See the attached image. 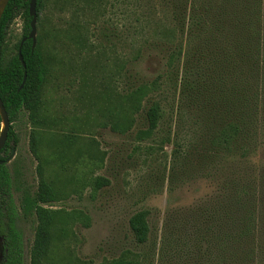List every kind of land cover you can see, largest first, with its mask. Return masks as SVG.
<instances>
[{
  "label": "rangeland",
  "instance_id": "1",
  "mask_svg": "<svg viewBox=\"0 0 264 264\" xmlns=\"http://www.w3.org/2000/svg\"><path fill=\"white\" fill-rule=\"evenodd\" d=\"M245 1L260 6L264 25V0ZM48 6L37 26L48 67L41 116L54 122L49 130H39L40 160L31 152L28 113L23 111L12 124L19 143L7 166L17 206L26 190H37L39 167L42 178L55 184L56 179L62 183L94 171V177L109 184L97 193L80 186L81 194L70 192L54 204L56 209L83 211L91 219L89 228L77 225L75 237L55 250L56 264H104L121 257L141 264H193L192 235L206 227L210 215L227 211L246 183L264 189V111L258 138L244 144L249 156L243 157L239 148L236 154H222L212 145L214 133L228 121L227 98L236 74L230 56L245 35L233 27L234 20L226 23L213 47L195 43L189 49L179 37L169 45L149 28L139 34L141 7H156L157 17L171 24L170 8L161 0H107L106 10L98 14L61 12L56 0ZM69 30L83 40V49L66 38ZM22 34L18 19L10 29L7 60ZM178 47L183 54L170 68L169 55ZM261 77L264 81V71ZM143 85H155V90L134 116V128L121 134L105 126L122 97ZM260 90L264 94V82ZM154 103L160 105L162 119L153 137L138 143L137 133L148 129L147 112ZM64 136L73 143L57 150V140ZM142 211L148 213L150 234L140 245L130 219ZM16 225L23 235L25 264H30L36 218L20 212Z\"/></svg>",
  "mask_w": 264,
  "mask_h": 264
},
{
  "label": "trees",
  "instance_id": "2",
  "mask_svg": "<svg viewBox=\"0 0 264 264\" xmlns=\"http://www.w3.org/2000/svg\"><path fill=\"white\" fill-rule=\"evenodd\" d=\"M30 1L10 0L0 21V97L11 124L16 123L23 111L28 113L33 126L31 152L40 160L39 130H49L54 120L41 116L42 92L48 76V67L40 48L39 36L35 48L32 40L27 39L32 21L29 14ZM161 1L170 8L171 24L166 23L162 17H157L156 7H148L147 11L141 7L140 25L135 29L139 34H143L145 29L149 28L155 38L169 45L176 43L179 37L180 41L186 39L189 49L195 43L209 44L213 47L214 43L218 44L217 36L225 30L226 23L234 20L233 27L239 34L245 35L242 41H236V52L230 56L236 74L227 98L230 111L225 117L228 121L214 133L212 145L222 154L232 155L240 151L243 157L249 156L251 150L248 151L244 144L252 145L255 138H258L260 117L264 111V94L260 90L264 82L261 77L264 71L262 9L257 3L252 5L245 0ZM106 2L107 0H56V10L68 12L72 9L98 14L101 8L106 10L104 9ZM48 4L49 0L38 1V27L42 15L48 10ZM18 19L23 22L22 39L15 46L16 53L7 60L10 29ZM66 38L83 49V40L74 36L71 30L66 31ZM24 39L26 40L21 46ZM20 46L25 68L19 58ZM182 48L178 47L170 53L168 67H173L180 59L183 54ZM243 65L244 71L241 70ZM25 73L26 83L23 89L19 90ZM187 78L186 75L184 81H187ZM154 90L155 85H143L123 96L118 109H114L112 113V120L105 126L115 132L127 134L134 128V116L141 112L144 100ZM161 119L162 109L158 103H154L147 112L148 129L137 133V142L142 143L151 139ZM59 122L56 119V125H59ZM1 127L0 116V131ZM18 143V136L11 126L6 146L0 152L1 264H25L23 235L16 225L20 212L26 218H36L30 264H56L55 250L59 245L62 246L75 237L74 229L77 225L89 228L91 219L83 211L56 209L54 204L68 198L70 194H81L80 186L88 187L93 193H97L109 183L102 177H94L92 171L91 176L74 175L62 183L56 179L55 184L42 178V169L39 167L41 181L37 190H26L20 205L17 206L13 195V180L6 161ZM72 143V138L64 136L57 140L56 149H66ZM254 147H257V143ZM57 158L63 166L62 154H57ZM70 188L71 191H68ZM147 219L148 213L145 211L135 214L130 219V228L137 244L143 245L148 242L150 228ZM191 239L196 246V250L192 252V260L195 261L193 264H264V189L260 191L259 186L253 187L252 183H246L233 205L227 211L221 210L217 215L211 214L206 227L192 235ZM104 264L141 262L121 257Z\"/></svg>",
  "mask_w": 264,
  "mask_h": 264
},
{
  "label": "water",
  "instance_id": "3",
  "mask_svg": "<svg viewBox=\"0 0 264 264\" xmlns=\"http://www.w3.org/2000/svg\"><path fill=\"white\" fill-rule=\"evenodd\" d=\"M38 1L39 0H31L30 1V6H29V14H30V16L32 18V21H31V24H30L31 32H30V35L28 36L27 39L32 40L33 48H35L36 43H37V21H38L37 4H38ZM9 2H10V0H0V21H1V18L3 16V14L5 12V9H6V7H7ZM25 40L26 39H24L22 41L21 46L23 45ZM21 46H20V49H19V58H20V61L23 64V67L25 68L26 65L23 62V57H22V54H21ZM26 80H27V73L24 74L23 83H22V85H21L19 90L23 89V87H24V85L26 83ZM0 116H1V119H2V127H1V131H0V152H1L6 146V143H7V140H8V135H9V131H10V128L12 126L10 118H9L8 113L6 111V108H5V106H4L3 102H2L1 97H0ZM15 153H16V149H13L10 158L6 161V164L9 163L14 158Z\"/></svg>",
  "mask_w": 264,
  "mask_h": 264
},
{
  "label": "flooded vegetation",
  "instance_id": "4",
  "mask_svg": "<svg viewBox=\"0 0 264 264\" xmlns=\"http://www.w3.org/2000/svg\"><path fill=\"white\" fill-rule=\"evenodd\" d=\"M11 156V155H10ZM10 158V157H9Z\"/></svg>",
  "mask_w": 264,
  "mask_h": 264
}]
</instances>
